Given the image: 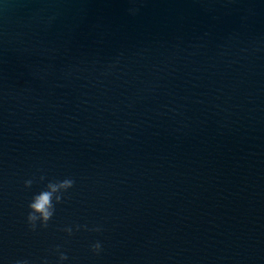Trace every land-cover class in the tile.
<instances>
[{"label":"water","instance_id":"95a60500","mask_svg":"<svg viewBox=\"0 0 264 264\" xmlns=\"http://www.w3.org/2000/svg\"><path fill=\"white\" fill-rule=\"evenodd\" d=\"M55 245L65 264H264V0H0V264Z\"/></svg>","mask_w":264,"mask_h":264},{"label":"clouds","instance_id":"9594fccd","mask_svg":"<svg viewBox=\"0 0 264 264\" xmlns=\"http://www.w3.org/2000/svg\"><path fill=\"white\" fill-rule=\"evenodd\" d=\"M127 12L131 16H135L139 13V9L130 7ZM46 179L45 175H40L38 178H29L24 181L25 189H30L34 183L43 182ZM76 184V180L72 177H65L61 180H48L38 193L31 197L30 202L27 205L28 211L25 216V223L27 228L31 232H36L37 229H47L49 227V221L55 215L56 205L61 204L65 199V194L69 189H72ZM81 229L90 232H102L101 225H95L89 228L87 225H69L61 229L67 236H72L74 232ZM89 251L94 255H99L103 251L102 243L97 240L89 245ZM57 259L55 264H65L69 260L67 251L63 249L61 245H55L52 250ZM10 264H33V261L23 258L16 259L10 262ZM39 264H51L47 256L40 259Z\"/></svg>","mask_w":264,"mask_h":264}]
</instances>
